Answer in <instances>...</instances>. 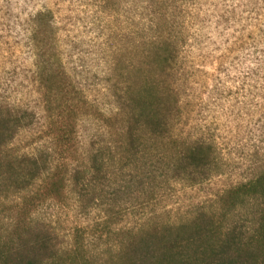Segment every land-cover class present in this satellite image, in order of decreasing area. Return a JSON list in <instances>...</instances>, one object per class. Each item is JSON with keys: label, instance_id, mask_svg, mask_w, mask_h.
Masks as SVG:
<instances>
[{"label": "trees", "instance_id": "16d2710c", "mask_svg": "<svg viewBox=\"0 0 264 264\" xmlns=\"http://www.w3.org/2000/svg\"><path fill=\"white\" fill-rule=\"evenodd\" d=\"M192 2L130 0V11L141 4L149 13L138 32L150 36L130 32V60L139 58L130 61L135 79L122 82L116 93L106 150L78 166L79 125L89 104L58 63L50 14L32 18L30 42L44 115L0 106V195L12 202L0 226V264H264V168L218 195L209 211L197 210L181 222L157 221L156 203L168 189L195 187L218 169L212 146L181 133L179 93L173 96L175 89L165 80L180 70L184 42L172 34H182L179 27L187 25ZM36 126L49 146L39 154L15 150L17 138ZM69 193L83 211L104 209L95 230L119 232L106 246L107 257L92 258L87 251L96 234H76L64 247L37 220L46 205L65 203ZM110 198L119 208L130 199V217L140 219L129 231L113 230L125 209L115 214Z\"/></svg>", "mask_w": 264, "mask_h": 264}, {"label": "rangeland", "instance_id": "374dc122", "mask_svg": "<svg viewBox=\"0 0 264 264\" xmlns=\"http://www.w3.org/2000/svg\"><path fill=\"white\" fill-rule=\"evenodd\" d=\"M140 6L130 11V0H0V106L44 115L30 37L32 18L48 13L58 63L89 104L79 125L77 166L92 153L106 150L116 93L122 82L135 79L130 61L139 63L133 55L130 60V32L143 35L138 29L149 13ZM190 8L187 25L179 27L182 34H172L184 42L180 70L165 80L175 89L173 96L179 93L181 133L212 146L218 169L200 185L167 190L156 203L161 215L157 221L167 223L181 222L200 209L211 210L218 195L264 168V0H193ZM38 128L21 134L15 150L39 154L48 147ZM1 193L0 226L12 205ZM123 197H117L120 204ZM106 200L115 214L125 209L113 230L129 231L140 219L130 217V199L121 208L111 198ZM36 218L64 247L76 234L102 235L89 237L86 247L92 258L107 257L106 246L119 234L95 230L105 218L104 209L83 211L72 193L61 205H46Z\"/></svg>", "mask_w": 264, "mask_h": 264}]
</instances>
